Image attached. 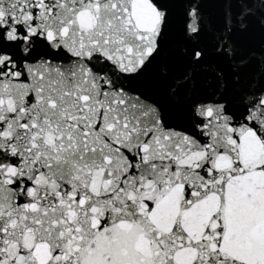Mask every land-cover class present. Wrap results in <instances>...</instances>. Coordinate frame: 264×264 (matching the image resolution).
Here are the masks:
<instances>
[{
	"label": "snow or ice",
	"instance_id": "snow-or-ice-1",
	"mask_svg": "<svg viewBox=\"0 0 264 264\" xmlns=\"http://www.w3.org/2000/svg\"><path fill=\"white\" fill-rule=\"evenodd\" d=\"M0 264H264V0H0Z\"/></svg>",
	"mask_w": 264,
	"mask_h": 264
}]
</instances>
